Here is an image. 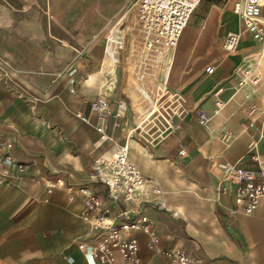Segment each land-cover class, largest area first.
Returning <instances> with one entry per match:
<instances>
[{
    "label": "crops",
    "instance_id": "0c3cea01",
    "mask_svg": "<svg viewBox=\"0 0 264 264\" xmlns=\"http://www.w3.org/2000/svg\"><path fill=\"white\" fill-rule=\"evenodd\" d=\"M132 1L0 0V158L13 159L11 173L0 177V264H92L78 241L91 231L94 216L84 211L77 187L97 192L108 221L124 220L120 212L137 203L113 201L92 174L98 157L126 145L130 160L162 193H151L139 213L129 214L132 221L147 216L148 230L135 233L136 258L124 262L115 252L117 264H168L177 250L190 256V264H264V198L253 214L236 211L235 187L224 167H255V153L264 159V62L254 71L261 76L257 85L239 87L237 79L241 69L259 63L264 41L245 32L241 48L226 51L225 35L239 30V17L238 25L224 23L236 14L233 5H204L193 21L205 36L198 48L206 47L217 26L223 53L168 83L177 51L179 62L196 42L191 25L165 60L152 55L141 77L143 33ZM41 5L49 18L40 16ZM40 25L57 34L78 31L71 63L64 44L28 28ZM164 82L176 98L161 116L142 121L150 90ZM100 92L110 102L105 117L90 104ZM218 98L224 107L214 114ZM251 105L257 113L248 114ZM199 108L212 115L205 126L198 122Z\"/></svg>",
    "mask_w": 264,
    "mask_h": 264
},
{
    "label": "built area",
    "instance_id": "2783aa9c",
    "mask_svg": "<svg viewBox=\"0 0 264 264\" xmlns=\"http://www.w3.org/2000/svg\"><path fill=\"white\" fill-rule=\"evenodd\" d=\"M202 0H133L131 5L135 10L143 33V43L139 52L141 60V77L148 73L153 54L168 55L179 45L180 38L187 27L193 13ZM264 0H234L233 9L237 12L242 27L238 31L229 32L223 47L228 52L238 48L241 34L251 33L256 39L264 41V21L262 12ZM207 72L214 71L213 66L207 67ZM239 86L257 85L260 77L250 68L241 69L237 73ZM71 83L76 86V80ZM166 83L160 87L166 88ZM164 94H160L156 102L166 103ZM100 116H107L110 102L103 93L90 100ZM224 107L221 99H216L214 114ZM153 111L146 119L153 115ZM161 114V111H160ZM198 122L205 126L212 120L205 109L196 112ZM183 152V151H182ZM255 167H245L241 164H225L226 178L235 187V199L238 212L253 214L264 198V159L260 154L252 155ZM13 159L11 156L0 158V177L11 173ZM94 181L106 187L107 194L113 201H132L137 203L133 209L120 212L125 219L121 221L107 220V206L89 185H81L77 190L85 199V212L92 213L94 222L91 231L85 238L79 240V247L90 256L92 264H117L114 254L118 252L124 262H132L139 250V239L136 231L148 230V217L143 215L139 221H132L130 213H139L140 204L151 194L159 195L162 189L151 183L129 158V147L123 146L114 150L108 156L98 157L95 161ZM61 181L52 182L55 187ZM190 256L183 250L170 251L168 264H190Z\"/></svg>",
    "mask_w": 264,
    "mask_h": 264
},
{
    "label": "rangeland",
    "instance_id": "374dc122",
    "mask_svg": "<svg viewBox=\"0 0 264 264\" xmlns=\"http://www.w3.org/2000/svg\"><path fill=\"white\" fill-rule=\"evenodd\" d=\"M122 2H123V0H95L94 2H93V0H89V5H99V6L100 5H122ZM233 2H234V0H202L201 3L199 4L198 8L193 13V15H192V17H191V19H190L185 31L192 25L193 32H194V30H195L194 28L195 27H194L193 21H194L195 17L197 16V12L200 9V7H202L204 5H208V6H214V7H219L221 9H225V8H230V6L233 5ZM41 6H42L41 7L42 10H41V15L40 16L42 18L43 17L49 18L50 17L49 10L48 9H44V5H41ZM218 19H219V16L217 15L216 25H218V22H219ZM231 22L232 23H236L235 25H238V16L236 14H234L233 12H231V14L229 15L227 20H224V23H227V24H229ZM216 27L214 26V29L212 30V33H209L207 35L208 36L207 40H206L207 44H206V47H204L203 49L201 47L198 48V45L200 44L202 38L205 37V36L201 35L200 30L198 32H196V30H195V34L197 33V38H196V42L189 49V51H190L189 52V56L190 57L184 58L183 60H180L178 62V58L177 57H178L179 51H177L175 62H174L173 69H172V73L170 75V78L167 77V82L168 83L171 82L172 79H174V77H176V73L177 72L193 73L194 69L196 68V64H198L199 62L203 61L205 58H208L211 54L213 55V54H217L218 53V55H219L220 53H223V52H220L221 49L218 46V42L219 41L216 38V33L214 31V30H216ZM4 28H6V27H4ZM18 28L20 30H25L27 28V26H19ZM28 28H31V30L34 29L33 32L35 34H47L50 37L54 38L55 41L57 40L61 44H64L66 46L67 53H69L70 56H72V58L70 57L71 60H70L69 57L67 59V60H70L69 63H71L74 55L78 54V51H77L78 47L74 45L76 43L74 41V37H76L75 34H77L78 31H77V33H75L74 32L75 30H73V31L63 30L61 32V34H57L55 31H53L50 28L49 25H46V26H41L40 25V26H34V27H28ZM237 30H238V27L236 29H233V30H230V31H237ZM244 34H245V32L242 33V38H243ZM181 38H182V36H181ZM65 39H67V41H65ZM223 39H224V37H223ZM256 40L258 42H260V43H263L259 39H256ZM241 46H242V40L240 41L238 47L241 48ZM261 46L262 45H260L258 47V49L262 48ZM165 57H166V55H164V54L163 55L161 53L158 54V60H165ZM263 62H264V52L262 50V54H261L259 63H257L256 66L260 65V63H263ZM206 66H207V64L205 65V67ZM167 70L168 69H164V72L167 73ZM166 73H164V75H166ZM262 81L263 80L261 79V82ZM168 83H167V85H168ZM239 87H242V86H239ZM217 90L218 89H216L214 92L217 93L220 89L218 91ZM254 90H256V89L254 88ZM160 94H164L163 95V99L166 100L165 104L161 105L160 103L156 102V100L160 96ZM174 95H175V93L172 92L171 89L168 88V87H166L164 90H161L160 88H157L155 90H150V93H149L148 97L150 99V103L151 104L147 108H145V114L142 117V121H143L145 116L146 117L149 116L153 111H155V113L153 115H151V117L149 118L150 120H152L153 118H155L158 115L161 116L160 115V111H162L164 109V107H166L169 103L174 101V98H176V97H174ZM247 112H248V114H255V113L258 112V107L256 105H251L247 109ZM229 136H228V138H230Z\"/></svg>",
    "mask_w": 264,
    "mask_h": 264
},
{
    "label": "bare ground",
    "instance_id": "6f19581e",
    "mask_svg": "<svg viewBox=\"0 0 264 264\" xmlns=\"http://www.w3.org/2000/svg\"><path fill=\"white\" fill-rule=\"evenodd\" d=\"M234 12L237 14L236 11H234ZM228 33H229V32H228ZM228 33H227V34H228ZM241 39H242V34H241V37H240V41H241ZM239 43H240V42H239ZM252 68H253V69H252ZM252 68H251L252 70L257 71L258 66H255V67H252ZM221 90H222V89H220L218 92H221Z\"/></svg>",
    "mask_w": 264,
    "mask_h": 264
}]
</instances>
